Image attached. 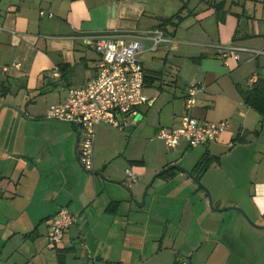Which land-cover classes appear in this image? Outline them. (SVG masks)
Here are the masks:
<instances>
[{"label": "crops", "instance_id": "0c3cea01", "mask_svg": "<svg viewBox=\"0 0 264 264\" xmlns=\"http://www.w3.org/2000/svg\"><path fill=\"white\" fill-rule=\"evenodd\" d=\"M182 7L184 20L174 33L168 26L167 41L151 50L161 19ZM0 25V106L14 105L30 118L10 108L0 112V264H58L59 254L65 264H264V229L230 209H243L264 227V117L242 94L250 77L264 79V54L252 53L264 50V2L0 0ZM114 33L142 45L137 58L149 101L119 116L121 129L130 131L122 161H116L122 148L114 140L108 149V125L100 123L93 168L82 172L78 128L45 116L70 89L97 76L101 55L93 40ZM13 63L20 67L4 70ZM167 81L183 82L181 104L177 89L165 92ZM193 82L202 91L188 113L227 120L225 130L193 152L185 143L164 149L151 163L156 132L179 126ZM204 155L218 158L199 177L212 207L174 167L185 162L192 171ZM170 166L173 177L159 178ZM126 170L137 177L132 183ZM61 208L77 222L53 245L49 221Z\"/></svg>", "mask_w": 264, "mask_h": 264}, {"label": "built area", "instance_id": "2783aa9c", "mask_svg": "<svg viewBox=\"0 0 264 264\" xmlns=\"http://www.w3.org/2000/svg\"><path fill=\"white\" fill-rule=\"evenodd\" d=\"M1 29V25H0ZM151 50L167 41L162 30L156 29L151 35ZM94 49L101 55L96 77L84 87L72 88L64 102L51 105L45 118L57 122L70 123L78 128V161L86 171L93 168V148L96 126L100 123L121 127L119 116L128 115L149 101L144 94V70L137 56L142 45L137 40L123 42L117 34L97 35L93 40ZM226 56V50L218 51ZM254 55L264 54V50H252ZM239 59L238 55H235ZM20 67L13 63L5 71ZM254 77L249 82L254 83ZM202 91L200 84L188 85L185 96V109L191 112L196 106V96ZM228 124L227 120L212 123L200 121L188 113L184 115L176 128L159 129L156 137L170 148L181 143L197 148L219 140ZM128 183L137 179L136 175L126 171ZM77 222L68 208H61L49 221L48 239L51 244L61 243L64 232Z\"/></svg>", "mask_w": 264, "mask_h": 264}, {"label": "trees", "instance_id": "16d2710c", "mask_svg": "<svg viewBox=\"0 0 264 264\" xmlns=\"http://www.w3.org/2000/svg\"><path fill=\"white\" fill-rule=\"evenodd\" d=\"M232 2L246 1V0H231ZM264 2V0H261ZM224 5V1L217 4V7H221ZM184 7H182L175 15L161 19V22L158 25V29L162 30L164 34H167L168 26L172 28V33H174L175 29L179 26V24L184 20L186 15H183ZM220 54V53H219ZM144 84L148 82V77L144 75ZM154 79V78H151ZM243 99L245 104L257 110L262 117H264V79H257L251 86L242 92ZM212 160L218 161V158L215 159L204 155L202 159L195 165L192 169V173L199 179L200 175H202L213 162ZM139 163V162H137ZM175 173V169L173 166H170L161 171L158 175L159 178L168 179L173 177ZM118 202H115V205L118 206ZM58 264H65L63 255L59 254Z\"/></svg>", "mask_w": 264, "mask_h": 264}, {"label": "rangeland", "instance_id": "374dc122", "mask_svg": "<svg viewBox=\"0 0 264 264\" xmlns=\"http://www.w3.org/2000/svg\"><path fill=\"white\" fill-rule=\"evenodd\" d=\"M164 86V89H165V92H167V93H169V94H172V90L173 89H177V93H176V96H177V99L179 100L178 102V104H181V92H182V89H183V87H184V85H183V82H181V83H179L178 82V84L176 83L175 85L172 83V82H168L167 81V83H164L163 84ZM152 89L153 90H156V85H155V87H152ZM157 91V90H156ZM0 98H2V97H0ZM176 99V100H177ZM184 104H185V98H184ZM188 114V111L186 110L185 111V115H187ZM108 126H106L107 127V129H104V136H106V137H108L109 138V141L107 140V143H108V149L109 150H112V145L114 144V140H117V144H118V146H119V149H121L122 148V152L120 153V155H118L119 157L117 158V160L116 161H122V159H123V149H124V147H126V145H125V139H127V138H125V136L127 137V136H130V131L129 130H122L121 129V127H115V126H113V125H111V124H107ZM159 131V130H158ZM158 131L156 132V135H157V133H158ZM125 135V136H124ZM94 144L96 145L97 144V131L95 130V139H94ZM105 144V143H104ZM98 145V144H97ZM202 148V147H201ZM154 151H152V153L151 152H149V160H150V162L151 163H156V160H157V158H158V153H160V152H162V150H164V149H169L168 147H166L165 146V144L162 142V141H160V140H155V142H154ZM193 150H194V148H191V147H189L188 148V151L189 152H193ZM198 158L199 157H197V159L195 158V162L198 160ZM112 162V161H111ZM109 164V163H108ZM107 164V165H108ZM112 164L113 165H111V166H115V163L114 162H112ZM182 165H180V166H182V167H184V165H186V163L185 162H183V163H181ZM129 165V164H128ZM189 166L191 165V164H188ZM187 165V166H188ZM186 168V167H185ZM80 169L82 170V172H83V168H81L80 167ZM127 171V170H126ZM203 175L204 174H202V176L201 177H203ZM202 184L204 185V186H206L203 182H202ZM206 189H207V187H206ZM208 191H209V193H210V195L212 196V194H211V192H210V190L209 189H207ZM207 198H208V196H207ZM208 201H209V198H208ZM212 201H213V197H212ZM142 202H143V198H142Z\"/></svg>", "mask_w": 264, "mask_h": 264}, {"label": "water", "instance_id": "95a60500", "mask_svg": "<svg viewBox=\"0 0 264 264\" xmlns=\"http://www.w3.org/2000/svg\"><path fill=\"white\" fill-rule=\"evenodd\" d=\"M3 108H10L14 111H16L17 113H19L21 116H23L25 119L27 120H30L29 117L26 116V114L24 113V111H22L20 108L14 106V105H11V104H2L0 106V112ZM45 120H50V119H45ZM50 121H54V120H50ZM174 167L178 170H181L183 171L188 177H190V179H192L205 193L206 195L208 196L209 198V203L211 205V207L213 206V201H212V196L210 195L209 191L206 189V187L200 182V180L192 173L191 170L189 169H186V168H183L179 165H174ZM96 175H98L101 179L103 180H106V181H109V179H107L106 177H104V175L102 173H97ZM159 175V174H158ZM146 194V193H144ZM145 198V195L143 197V199ZM143 204H144V200H143ZM230 209H234L238 212H240L243 217L248 221L249 224H251L252 226L254 227H257V228H261V229H264V227H260V226H257L255 225L251 219L249 218V216L244 212L243 209L239 208V207H230Z\"/></svg>", "mask_w": 264, "mask_h": 264}, {"label": "flooded vegetation", "instance_id": "af4514ba", "mask_svg": "<svg viewBox=\"0 0 264 264\" xmlns=\"http://www.w3.org/2000/svg\"><path fill=\"white\" fill-rule=\"evenodd\" d=\"M77 155H78V151H77Z\"/></svg>", "mask_w": 264, "mask_h": 264}]
</instances>
